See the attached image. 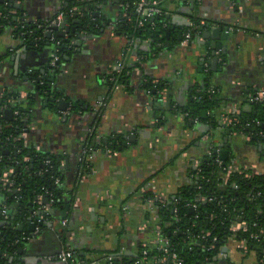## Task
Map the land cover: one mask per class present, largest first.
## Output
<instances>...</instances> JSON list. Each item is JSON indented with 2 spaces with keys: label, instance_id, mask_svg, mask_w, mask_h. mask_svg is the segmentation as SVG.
<instances>
[{
  "label": "crops",
  "instance_id": "1",
  "mask_svg": "<svg viewBox=\"0 0 264 264\" xmlns=\"http://www.w3.org/2000/svg\"><path fill=\"white\" fill-rule=\"evenodd\" d=\"M160 2L169 13L170 34L166 46L158 51H152L150 40L123 31L120 0L102 1L99 22L94 29L81 32L85 37L81 43L72 42L68 35L62 38L69 42V52L57 64L53 46L28 50L14 26L0 29V97L6 92L18 93L25 100L37 95L24 144L39 155H54L63 178L64 210L56 211L54 221L35 233L30 225L38 224L43 201L38 198L30 203L22 225L27 239H22L20 264H62L43 258L63 249L76 250L87 259L121 249L133 253L151 237L149 229H143L151 213L144 195L174 197L190 185L194 164L210 144L227 151L231 164L254 167L264 174V148L228 135L222 118L229 109L250 113L253 107L248 95L264 89V0ZM10 3L25 21L33 23L54 19L63 0ZM196 21L206 24L201 34L208 27H223L224 33L234 27L235 31H229L228 37L225 34L222 50L212 55L209 45H217L220 39L202 40L200 34L186 41V33ZM215 57L217 68L213 70ZM125 67L131 68L129 86L110 87L114 69ZM47 73H52V87L59 99L68 103L66 110H60L59 104L51 109L36 94L35 81ZM159 82L165 84L160 94L147 86ZM205 84H211L222 99L214 113L215 127L189 118L185 112L193 89ZM4 116L10 121L13 114L9 119L4 111ZM120 136L125 144L111 151L107 145ZM91 137L95 147L88 149L85 145ZM84 162L93 171L82 176ZM230 244L225 256L233 263L259 264L254 252L244 254Z\"/></svg>",
  "mask_w": 264,
  "mask_h": 264
},
{
  "label": "trees",
  "instance_id": "2",
  "mask_svg": "<svg viewBox=\"0 0 264 264\" xmlns=\"http://www.w3.org/2000/svg\"><path fill=\"white\" fill-rule=\"evenodd\" d=\"M102 1L65 0L60 10L69 15L73 8H77V17L82 21L78 31L82 32L85 28L92 30L95 27L94 23L98 24L99 22L97 11ZM134 1L136 0H120L121 4L130 6L127 11L129 19L125 18L122 22L123 31L132 37L150 40L154 46L152 51L163 49L166 46L167 31L170 29L167 16L155 18L152 21L154 26L148 21L139 27V17L132 8ZM10 2L11 0H6V3H0V29L9 25L14 26L16 36L23 40L25 49L38 50L49 44L54 48V55L59 56L60 61L64 59L69 52V42L58 37L56 32L48 37L42 28L27 23L20 12L15 11V14H11L14 8ZM122 11L124 12L123 7ZM164 11L166 10L164 9ZM75 19L70 18V26H73ZM196 23L200 24V21H196ZM22 32H27V35L21 36ZM142 56L146 58L149 54ZM51 74H43L40 79L35 81L36 94L40 98H44L45 101L47 100L51 109H56L60 94L52 87ZM130 75L131 68L127 67L117 73L113 71L109 77V86L112 88L120 85L128 87ZM147 86L152 88V92L158 94L165 89L163 82L155 85L148 83ZM36 100L37 95L25 100L18 93L9 92L0 97V195L4 196L3 201H0V264H20L18 255L19 248L23 246L24 231L20 232L18 227L25 224L31 202L38 198H41L43 203L53 202L46 218L38 223L40 230L54 221L56 211L64 210L61 195L63 178L58 159L54 155H39L34 152L33 148L24 144L23 136L31 127V110ZM221 104L220 93L213 89L211 84H205L193 89L191 104L185 112L189 113V118L203 123L209 122L211 127H215L218 120L214 113ZM8 109L13 112L10 121L4 116V111ZM203 112L211 113L212 116L203 117ZM243 118H249L255 123L262 121L261 126L255 127L254 133L264 132V103L254 104L253 112L245 114ZM246 132L251 134L252 130L246 129ZM252 135L251 144L256 145L258 142H264V139L254 136L253 133ZM124 141L120 136L107 147L111 151H115L125 144ZM86 144V148H94L93 137ZM215 156L216 154L212 157L203 156L200 159L199 171L194 169L191 171V184L180 189L174 197H169V203L164 205L156 203L155 210L163 232L169 237L172 249L184 260V264H235L228 257L223 261H217L216 257L220 247L232 237L231 224L242 218L248 222L249 229L246 232H238L236 239L245 241L248 246V254L254 252L258 263L264 264V174L252 176L248 172L233 173L229 177L227 186L220 187L222 181L219 177L231 161L224 160V165L218 166ZM48 160L50 162L46 164ZM85 165L86 162L83 163V167ZM11 170H13L12 173ZM5 173L8 174L10 187L2 185ZM57 179L60 180V184H56ZM233 185H236L237 188H234ZM154 198L155 195L152 193L144 195L145 202ZM201 198H205V200L201 201ZM194 205L196 208L192 210ZM3 207H7L9 211L13 208V214L10 213L8 218H5L1 213ZM202 230L211 233V237H208L206 241L198 239ZM213 237L217 238L215 250H204L201 247L202 244L209 246ZM141 244L133 253L123 252L121 260L116 258L112 263L102 261L101 264H135L137 261H140L141 264H157V259L162 255L161 252L149 245L145 249ZM144 250H147V256L143 255ZM73 251H75L77 259L84 258L78 251ZM120 251L99 252L96 257L102 254L117 257Z\"/></svg>",
  "mask_w": 264,
  "mask_h": 264
},
{
  "label": "built area",
  "instance_id": "3",
  "mask_svg": "<svg viewBox=\"0 0 264 264\" xmlns=\"http://www.w3.org/2000/svg\"><path fill=\"white\" fill-rule=\"evenodd\" d=\"M65 2V0H63V3ZM122 7L124 8V17L129 19L128 16V9L130 6H128L127 4L124 5L121 4ZM133 12L136 13L139 17L138 19V26L142 27L144 25L145 22H151V25L154 26V22H152L155 18L164 16V15H168L169 13H167L166 11H164L163 7L161 6V2L157 1V0H136L134 1L133 5ZM15 11H12L11 14H15L13 13ZM76 12H78L77 8H73L70 12L69 15L62 12L60 10V12L58 13V15L50 20V21H46V22H33L31 24L37 26L38 28H42L44 33H49L51 31H53L54 27H60L61 24L64 22L65 18H70L74 19L77 17ZM168 17V16H167ZM28 23V22H27ZM69 25V23H68ZM202 26H206L205 22H201L200 24L197 23H191L189 30L186 33V41H190L193 36L196 37L197 35L201 34V27ZM229 31H235L234 27H231L229 29ZM27 35V32H22L21 36H25ZM58 44L60 42H57ZM219 55V53H218ZM54 59V64H57L58 62H60V57L57 55H54L53 57ZM114 72H119V70L116 68L114 69ZM248 101L249 104L253 107L254 104L256 103H264V89H260V90H254L250 93V95H248ZM253 112V109H252ZM245 114H241V112L238 109H229L227 111V113L225 115H222L223 118V124L228 128L227 131L230 132V134L234 135V136H238V137H242L246 143L251 144V141L253 139V135L256 137H259L260 139H264V132L260 131L257 133H254L255 127L256 126H261L262 125V121H257L256 123L252 120H250L249 118H243ZM246 129H250V131L252 130L251 134H248L246 132ZM253 146H258L260 148H264V142H258V144L253 145ZM257 147V148H258ZM222 150L220 147H216V145L214 144H210L207 148L206 154L204 156L207 157H212L214 156V154H216L215 156V161L218 164V166H223L224 165V159L221 156ZM264 154V150L262 152ZM28 160V159H26ZM50 161H46V164H48ZM199 165H200V161L194 164L193 169L196 171H199ZM224 168V167H223ZM90 171H93L92 166L89 162H86L85 167L82 168V176H84L85 174L89 173ZM11 173L13 172V170L10 171ZM223 172L221 174V176L219 177L222 181V183L220 184V187H226L227 183L229 181V177L231 174L233 173H244V172H248L250 175H258V174H262L260 173L257 169H255L254 167H239L236 166L235 164H229L227 167H225L223 169ZM56 184H60V180L57 179ZM2 185L4 187H10V181L8 178V174L5 173L3 178H2ZM234 188H237L236 185H233ZM146 191H144L145 193ZM201 201H204L205 198H201ZM158 202V204H166L169 203V197H165V196H155L154 199H148L147 204L150 208V210L152 211V213L149 215L148 219L145 221V224L143 226V229L147 228L150 231V240L147 242L142 243L141 245L143 247H145V249L149 246L156 248L157 250H159L161 252V257L159 259H157V264H184V260L172 249V245H171V241L169 239V237H167L164 232L163 229L160 225V221H159V216H157L156 214V203ZM53 202H47V203H42L41 204V211L42 213H44V215H41L40 219L38 220V223L42 222V219L46 218V215L48 214V212L51 209ZM196 205H194L192 207V210H195ZM2 215L5 218H8L10 211L8 210L7 207H3L2 211H1ZM175 213H177V211L175 210ZM212 217V216H211ZM65 224V223H64ZM39 228V227H38ZM249 229V224L247 221L243 220L242 218L233 222L230 226V232L232 233V237L231 239L228 240V242L220 247V251L217 254L216 260L217 261H223L226 256H225V252L224 249H228L227 252L229 251V247H230V243H234L237 246V249H239L240 252L244 253V254H248V246L247 243L245 241H238L236 239L237 237V233L238 232H246ZM40 229H37L36 232H38ZM208 237H211V233L208 231H204L202 230L198 239H200L201 241H206L208 239ZM24 239H27L26 237H24ZM217 238L213 237L211 242L209 243V246H206L205 244H202V248L206 251H211V250H215V245ZM123 252H127L123 249H121L120 254L117 257H113L111 255H106V254H102L99 257H95V258H83L82 260L77 259L76 257V253L73 250H61L59 253L54 254V255H50V256H44L43 259L50 261V262H60L62 264H101L102 261H107L108 263H112L116 258L121 260L122 259V255ZM144 256H147V250H144L143 252ZM135 264H141L140 261L135 262Z\"/></svg>",
  "mask_w": 264,
  "mask_h": 264
},
{
  "label": "water",
  "instance_id": "4",
  "mask_svg": "<svg viewBox=\"0 0 264 264\" xmlns=\"http://www.w3.org/2000/svg\"><path fill=\"white\" fill-rule=\"evenodd\" d=\"M3 2V0H0V3H2ZM69 18H65V20H64V22L61 24V26L60 27H54L53 28V31H51V32H49V33H47V36L48 37H51L52 36V34H53V32H56L57 33V35H58V37H60V38H65L67 35L69 36V39H71L72 40V42H78L77 44H79V43H81L80 42V40H83V38H85V37H83V35H82V33L81 32H79L78 31V28H79V26L82 24V21H81V19H79L78 17H76V19L74 20V22H73V26H68V23H69ZM86 30V28L85 29H83V31H85ZM169 34H170V31L168 30L167 31V39L169 40ZM225 34L227 35V37L229 36V31H226L225 33H224V31H223V27H216V28H214V29H209V27L207 28V30H205V31H203L202 32V34H201V38H202V40H206V39H209V38H215V39H220V42L217 44V45H212V44H210L209 45V47H210V49H211V51H212V55H214V52H215V50H222V48H223V45H222V38L224 39V36H225ZM228 39V38H227ZM71 44V43H70ZM75 44V43H74ZM168 44V43H167ZM208 49V48H207ZM209 49V50H210ZM19 59H20V56H17L16 58H15V60L18 62L19 61ZM217 61H218V58L217 57H215L214 59H213V67H214V69L213 70H216V66H217ZM27 76H30V73H28L27 74ZM167 99H168V102H170V97H169V93H168V95H167ZM160 102H162L161 100H160ZM58 108L60 109V110H66V108H67V106H68V103H66V102H64V101H61V100H59L58 101ZM171 104V103H170ZM5 114L8 116V118L10 119L11 118V116H12V114H13V112L11 111V110H7V111H5ZM206 116V112H203V117H205ZM227 134L228 135H230V132L229 131H227ZM221 156H222V158L225 160V161H227V157H228V152L227 151H222V153H221ZM1 176V175H0ZM4 199V196L3 195H0V201H2ZM13 208H11V211H10V213L11 214H13V210H12ZM52 212V211H51ZM41 215H42V213L41 212H39L38 213V216L36 217V220L38 221L39 219H40V217H41ZM31 227H30V231H33V233H35L36 232V230H37V227H38V224H36V223H31V225H30ZM19 231L20 232H22L23 231V227H22V225H20L19 227ZM23 252H24V249H23V247H21L20 249H19V253L20 254H23ZM60 252V251H59ZM58 252V253H59ZM224 252L226 253L227 252V250L226 249H224ZM57 254V253H56ZM48 256H50V255H48ZM20 260V259H19ZM45 261H47V260H45ZM47 262H49V261H47Z\"/></svg>",
  "mask_w": 264,
  "mask_h": 264
}]
</instances>
